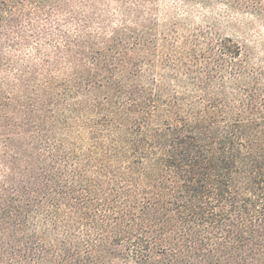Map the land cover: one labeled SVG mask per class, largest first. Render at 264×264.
Instances as JSON below:
<instances>
[{
    "label": "trees",
    "instance_id": "trees-1",
    "mask_svg": "<svg viewBox=\"0 0 264 264\" xmlns=\"http://www.w3.org/2000/svg\"><path fill=\"white\" fill-rule=\"evenodd\" d=\"M264 0H0V264H264ZM257 58V59H256Z\"/></svg>",
    "mask_w": 264,
    "mask_h": 264
},
{
    "label": "rangeland",
    "instance_id": "rangeland-1",
    "mask_svg": "<svg viewBox=\"0 0 264 264\" xmlns=\"http://www.w3.org/2000/svg\"><path fill=\"white\" fill-rule=\"evenodd\" d=\"M216 19L219 22V27L226 34L236 37L239 41L249 42L256 45L257 58L261 57V44L264 39V26L261 21L254 17H228L220 9L208 12L206 16L203 14H196L192 17L193 23H202L206 18ZM256 58V59H257Z\"/></svg>",
    "mask_w": 264,
    "mask_h": 264
}]
</instances>
